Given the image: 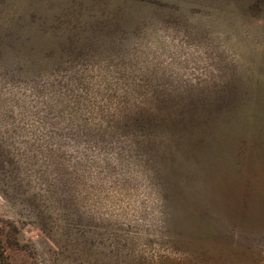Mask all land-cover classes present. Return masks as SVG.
<instances>
[{
  "label": "rangeland",
  "instance_id": "obj_1",
  "mask_svg": "<svg viewBox=\"0 0 264 264\" xmlns=\"http://www.w3.org/2000/svg\"><path fill=\"white\" fill-rule=\"evenodd\" d=\"M0 0V264H264V1Z\"/></svg>",
  "mask_w": 264,
  "mask_h": 264
},
{
  "label": "trees",
  "instance_id": "obj_2",
  "mask_svg": "<svg viewBox=\"0 0 264 264\" xmlns=\"http://www.w3.org/2000/svg\"><path fill=\"white\" fill-rule=\"evenodd\" d=\"M263 1L264 0H253L251 4L252 8H257L260 5V3H262Z\"/></svg>",
  "mask_w": 264,
  "mask_h": 264
}]
</instances>
